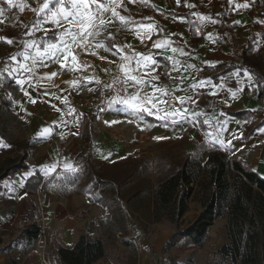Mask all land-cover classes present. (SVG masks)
<instances>
[{"label":"crops","instance_id":"1","mask_svg":"<svg viewBox=\"0 0 264 264\" xmlns=\"http://www.w3.org/2000/svg\"><path fill=\"white\" fill-rule=\"evenodd\" d=\"M44 3L45 0L23 2L20 6H24V11L18 7L21 16L14 27L8 25L9 11L0 12V58H6L0 65V74L12 81L9 87H13L15 103L10 108L24 121L23 138L34 143L27 158L30 168L0 181V248L17 244L13 252H0V264H30L34 249H29L25 238L19 235L30 222L27 220L29 200L37 205V222L41 215H47L49 232L57 236L58 246H73L80 234L92 231L93 221L104 218V209L87 194L52 195L49 191L53 189L41 188L42 183L36 191L25 189V181L32 172L43 176L44 182L69 171L65 164L75 168L74 157L82 147V111L76 104L85 96L81 92L85 85L72 79L78 73L79 54L90 53L101 67L116 65L128 70L129 98L148 96L152 101L142 103L152 114L133 111L122 102L112 109L95 108L97 138L92 147L95 158L111 162L125 155L146 152V149L134 152L132 145L123 148L122 138L112 135L114 128L137 125L142 130L137 140L143 135L155 137L158 143L182 140L186 149H202L204 157L208 144H213L264 176V126L243 136L250 119L258 121L264 116L263 93L257 91L246 69L222 71L231 57L230 44L241 45L251 37L255 38L257 47L264 43V0H227L226 8L222 7L223 0H179V4L177 0H116L115 3L105 0L110 10L104 13L106 25L100 28V35L89 37L90 44L81 40V46L72 45L71 54L63 49V42L69 39L64 33L71 25L62 18L57 24L51 16L37 15L31 10H38ZM70 3L68 0L69 7ZM112 9L125 17L123 23L112 16ZM52 34L56 36L54 40H40ZM5 38L13 43L9 44ZM30 44L34 46L28 47ZM49 44L61 45V50L55 59L44 55L41 60L37 51L43 54ZM25 54L29 57L27 60ZM125 56L127 60L123 59ZM137 62L141 63L138 71L134 69ZM163 65L167 68L165 76ZM131 76L139 82L131 80ZM1 90L5 96V89ZM231 109L256 110V113L249 119V114H228L226 111ZM172 112L179 114L168 115ZM150 119L157 122L151 123ZM45 128L49 132L42 134ZM111 138L119 141L112 142ZM62 148L63 153H59ZM190 206L197 207L195 219L200 205L192 201ZM83 208L89 210L85 218L79 214ZM220 220L221 217L212 227ZM40 235L34 240L38 241ZM129 244L133 246L130 239ZM39 257L42 258L41 253ZM103 259L104 256L93 264H103ZM153 263L148 257L127 261V264ZM38 264L52 263L39 261Z\"/></svg>","mask_w":264,"mask_h":264},{"label":"trees","instance_id":"2","mask_svg":"<svg viewBox=\"0 0 264 264\" xmlns=\"http://www.w3.org/2000/svg\"><path fill=\"white\" fill-rule=\"evenodd\" d=\"M26 0H13L10 7L6 0H0V12L9 11L8 25L15 26L21 13L18 7ZM227 0L222 7L226 8ZM34 17L31 18V22ZM54 34L41 37V41H52ZM255 38L247 39L241 45L230 44L231 57L223 72L230 69L247 70L259 93L264 91V43L256 46ZM6 58H0V65ZM157 59L162 61L160 56ZM163 74L167 68L163 65ZM10 78L0 74V87L6 91L2 101L8 107L15 103ZM228 114L252 116L256 110H227ZM81 149L75 155L76 171H63L42 182L43 176L32 172L25 181V189L36 191L50 187L57 194L69 195L72 192L89 195L93 202L105 211L99 222L102 235L91 237L89 233L78 236L71 247L58 246L54 249L55 264H93L107 253V244L117 239L126 246L129 244L131 219L146 226L165 219L173 225L172 234L162 244V252L173 247L184 249L191 246L202 247L209 237V227L225 213L231 214L243 230L251 234L253 260L248 264H264V176L238 158H230L219 146L208 144L204 157L202 149L192 151L185 148L182 140L159 141L150 148L159 150L149 153L125 155L111 162L95 158L93 143L97 138L95 128L96 111L80 113ZM151 123L157 122L150 119ZM264 126V116L258 121L249 120L244 137ZM23 134V133H22ZM10 141L6 126L0 122V140ZM11 156H0V181L29 169L27 158L34 143L27 138L10 142ZM204 148V147H203ZM205 149V148H204ZM200 205L198 216L185 224V214L190 203ZM28 227L19 233L29 245L40 235L36 219L37 205L28 201ZM16 243L0 248V252H13ZM230 254V253H229ZM232 257V255H230ZM164 264H193L180 262L170 256ZM12 263V260H8Z\"/></svg>","mask_w":264,"mask_h":264},{"label":"rangeland","instance_id":"3","mask_svg":"<svg viewBox=\"0 0 264 264\" xmlns=\"http://www.w3.org/2000/svg\"><path fill=\"white\" fill-rule=\"evenodd\" d=\"M1 89L2 87L0 88V122L6 126L10 141H5L4 139L0 140V156L7 157L12 154V150H10L9 146L10 142H17L20 138L22 139L25 133V126L24 121L20 120L19 117L16 116V113L2 101L4 91ZM138 127L139 126L134 125L133 127L121 126L119 128H114L112 135L114 138L115 136H120V139L122 138L120 143L123 148H128V146L132 145L131 148L134 152L146 149L147 151L145 153H149L152 156L153 153L155 154L159 151L150 148V146L156 144V138L151 135H143L139 137L140 140H137L138 132L142 131ZM114 138H111L112 142L118 140ZM140 142L146 143L140 144ZM134 152L132 153L136 154ZM196 210L197 207L191 208L190 206V212L187 213L185 224H189L190 221H192ZM87 211L89 210L83 208L81 212H79L80 216L85 218L87 216ZM93 222H95V226L92 231H86L84 233H89L93 238L99 237L102 235L99 221ZM38 224L41 229V235L38 241L34 240L32 244H29V249H34V253L30 256V264H38L39 261L55 264L53 263V257L54 249L58 248L57 246L59 243V241L57 242V236L54 232H52V234L49 232L48 217L43 225L39 217ZM129 224L130 233L128 236L131 240V244L134 246V250L131 251L127 246L118 241L114 244H107L108 251L104 256L103 264H127V261L137 258L142 259V257H148L154 260L153 264H164L167 263L166 259L170 256L176 257L180 262H187L190 260L194 264H248L253 260L251 234L247 230H243L239 222L228 212L225 213V216L221 217L218 225L216 224L214 227H209V237L202 247L197 248L191 246L184 249L173 247L166 252H162V244L174 231L171 223L163 219L161 222L144 226L139 224L135 219H131ZM21 246L23 247L24 244L22 243ZM39 249L41 252H39ZM40 253L42 256L41 259L39 257ZM230 255H232V257Z\"/></svg>","mask_w":264,"mask_h":264},{"label":"snow or ice","instance_id":"4","mask_svg":"<svg viewBox=\"0 0 264 264\" xmlns=\"http://www.w3.org/2000/svg\"><path fill=\"white\" fill-rule=\"evenodd\" d=\"M7 4L12 7L13 0H6ZM115 3L116 0H113ZM179 4V0H177ZM246 6V5H245ZM36 12L37 15H47L52 17V22L57 24L61 23L62 18L65 22L71 25L70 28L65 30L64 35L69 37L68 40L63 42V49L71 54L72 45L81 46L80 41L90 44L91 41L88 39L89 37L95 38L100 35V28H103L106 25V17L104 16L105 12H108L110 9L106 6L105 0H71L70 7L68 5V0H45V3L37 9H31ZM20 11H24V6H20ZM112 16L118 17V19L123 23L125 21V17L119 16V14L112 9ZM110 22V21H107ZM75 29V30H74ZM95 29V30H93ZM7 39V38H5ZM9 44L13 43L11 39H7ZM34 45H28V47H33ZM158 46V45H157ZM97 47H103V45L97 44ZM61 50V45L57 44H49L46 46L44 53L38 50L37 55L41 57L43 60L44 55H49L53 59H55L58 52ZM173 51H176L173 49ZM29 57L25 54L24 59L27 60ZM67 56H65V59ZM12 59H15L13 57ZM72 59L75 61L76 57L73 55ZM123 59L127 60L128 57L125 56ZM23 67V65H21ZM29 69L25 68V71ZM52 76H55L56 73H52ZM131 80L136 81L135 76L130 77ZM137 83L139 81H136ZM35 103V101H32ZM127 107H129L133 111H149L147 108L142 107L143 102L151 103V98L148 96H144L142 98L131 97L129 99H125L121 101ZM181 99V103H182ZM149 114H152L149 111ZM179 112L168 113V115L176 116ZM49 129L45 128L42 130V134H47ZM65 169L69 171H76L70 164H65Z\"/></svg>","mask_w":264,"mask_h":264},{"label":"built area","instance_id":"5","mask_svg":"<svg viewBox=\"0 0 264 264\" xmlns=\"http://www.w3.org/2000/svg\"><path fill=\"white\" fill-rule=\"evenodd\" d=\"M77 62L78 73L74 74L72 79L85 85L81 91L85 95L84 99H80L76 104L79 110H85L90 113L95 108L101 111L112 109L119 102L130 97L128 70L116 65L101 67L96 64L94 56L90 53L79 54ZM134 69L137 71L141 70V63H135ZM136 87L139 90L141 89L139 85H136ZM83 90L86 91L84 92ZM262 93L264 96V91ZM63 151L64 148L60 149L59 153H63ZM49 192L52 195L56 194L54 190ZM40 219L43 225L47 217L43 214Z\"/></svg>","mask_w":264,"mask_h":264}]
</instances>
